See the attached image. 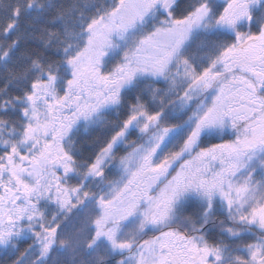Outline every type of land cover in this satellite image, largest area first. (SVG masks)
I'll return each mask as SVG.
<instances>
[{
	"label": "snow or ice",
	"instance_id": "snow-or-ice-1",
	"mask_svg": "<svg viewBox=\"0 0 264 264\" xmlns=\"http://www.w3.org/2000/svg\"><path fill=\"white\" fill-rule=\"evenodd\" d=\"M0 264H264V0H0Z\"/></svg>",
	"mask_w": 264,
	"mask_h": 264
}]
</instances>
